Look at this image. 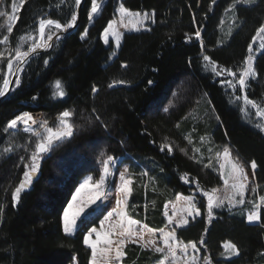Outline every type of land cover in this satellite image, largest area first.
Returning <instances> with one entry per match:
<instances>
[{
	"label": "trees",
	"instance_id": "16d2710c",
	"mask_svg": "<svg viewBox=\"0 0 264 264\" xmlns=\"http://www.w3.org/2000/svg\"><path fill=\"white\" fill-rule=\"evenodd\" d=\"M116 2L108 0L91 21V0H83L76 30L30 59L20 84L0 102V264H71L74 256L78 264H90L91 250L83 244L89 227L75 237L64 235L60 216L80 179H97L109 156L128 163L129 218L163 229L165 205L177 194L192 195L200 217L176 234L185 243H197L198 264L204 256L212 264H264V209L257 224L247 222L252 207L246 204L214 208L209 218L201 192L222 187L216 153L227 146L247 168L257 194L264 195V131L256 127L253 112L242 113L224 81L211 71L213 62L218 68H243L249 44L255 45L252 37L264 24V0H240L234 7V0H122L129 11L154 13V22L145 31L124 34L118 51L101 39ZM77 9L75 0H24L22 6L20 0H0L5 13L0 39L9 35V42L0 44V89L9 51L27 37L24 50L36 42L39 19L66 24ZM11 15L17 19L8 24ZM254 68L257 75L246 93L261 106L264 51ZM57 80L63 97L54 95ZM120 80L125 83L109 87ZM65 110L73 113V135L43 154L40 176L14 202L13 192L39 136L22 129L5 131L8 122L23 112L40 113L48 126L57 127L56 117ZM252 161L257 165L253 174L248 169ZM225 241L236 244L239 254L225 257ZM124 254L120 264H159L163 259L135 243Z\"/></svg>",
	"mask_w": 264,
	"mask_h": 264
},
{
	"label": "snow or ice",
	"instance_id": "6c2138e0",
	"mask_svg": "<svg viewBox=\"0 0 264 264\" xmlns=\"http://www.w3.org/2000/svg\"><path fill=\"white\" fill-rule=\"evenodd\" d=\"M240 0H234L235 3H239ZM244 3H249L250 0H243ZM24 0H20L21 6L23 5ZM76 5H79L81 3V0H75ZM13 10H18L17 5L13 3L12 5ZM98 11H102V3H98V0H91V11L89 14V19H94V15L98 13ZM119 12L121 16L124 15L128 16H140V13H132L128 9L124 8L123 5H121ZM5 15V13L0 12V16ZM154 16L153 14L144 13L143 14V20L151 19ZM10 20H16L17 17L15 16H9ZM77 20V16L75 14H72L70 21H68L66 24H61L56 19L51 18H40L38 21V32L40 35V39L43 40L45 36V29L48 28L51 32V29L54 27L56 30H66L68 28H71L74 26V22ZM143 21H141L142 23ZM114 21H110L106 28H104L103 38L104 43H109V31L113 30ZM7 32L10 34L12 32V27L7 28ZM55 33H51L47 36V40H52V36ZM87 32L84 33L86 35ZM115 35L116 43H119L120 40V34L113 32ZM197 37L200 36V32L197 31L195 33ZM257 37L261 38V42L259 43V48L261 50H264V24H262L256 32V35L252 37L253 41L257 40ZM29 38H32L29 36ZM59 38V37H57ZM83 38V37H82ZM25 39L24 36H21L19 38L20 41H23ZM9 42V35H4L2 39H0V44H6ZM51 45L47 43H34L27 51H22L20 45L18 44L14 50L9 51V56L11 58L7 59V69L8 72L5 74V77L3 79V85L4 88H7L9 85V80L7 76L9 74H15L18 72L19 64L25 63L27 59L30 58V53H34L37 48L39 47H50ZM248 51L251 53L253 51L252 44H249ZM4 56L3 52H0V58ZM205 61H210V57L205 55L203 57ZM13 61L16 62L17 67L14 68ZM47 63V61H45ZM243 68L240 70L238 78L236 79L235 83L231 80L224 81V83L228 84L232 88H236L237 85L239 86L240 92L242 93L241 96H237V101H240L241 98L243 99L244 105L251 106V109L255 110V115L257 117H264V107H261L259 104H257L256 101L250 99L245 91L247 87V82L255 78L257 73L254 68V61L253 57L251 55L246 56L243 61ZM126 66V65H125ZM211 71L216 73L217 75H220L223 72H226L229 76H232L234 78L237 77V72L233 71L232 69H224L221 68L220 71H217V65L213 62L211 65ZM15 83L17 85L20 84V79L17 77L15 80ZM125 81H113V84H110L109 87L114 86L115 84H123ZM149 84L152 83V81L148 82ZM55 87L58 90L54 95L63 97L65 95V92L62 90V82L57 80L55 82ZM93 91H97L95 86L93 87ZM5 95V92L3 89H0V96ZM35 99V98H34ZM165 111H168L167 108L164 109ZM243 111V109H241ZM73 115V113L70 110H65L62 113H60V116L58 117L59 120V126L58 127H50L48 126L47 121H43L40 124V127L44 129V135H40L38 132H36L31 126H29V121H31L33 124L36 123L31 114L28 112H23L20 115H17L14 119L8 122L5 131L8 129H16L18 127V122L22 123L24 126L23 131L26 133H32L33 135L39 136V139L35 143L34 151L32 152L31 158H30V164L25 165V171L23 173V179L21 180L20 184L15 188L13 192V201L19 202L20 199V193L23 189L28 187L33 180V176L37 173L39 170V161L42 158L43 154L48 153L51 148L54 145V142L60 141L63 138L71 137L73 135L74 126L70 122V117ZM219 119V117H217ZM256 127L259 128V130L264 131V124L257 123ZM203 139V138H202ZM169 151H171V147L168 146ZM163 150V149H162ZM5 152L11 151V149L6 148L4 150ZM221 155L228 161L229 169L227 174H225L224 171L221 172L222 178L224 179V185L225 187H230L233 190L234 195L231 197H228L229 205L235 206V204L243 205L245 203L244 195L245 191L247 189V184L245 181L248 180L247 173L245 171V167L243 162L240 160V158L237 156L235 158H231V152L230 149L225 146L223 149V152H217L216 156L219 158ZM113 161V157L109 156L107 160L103 161V172L105 175H101L99 178V181L96 182V189L99 190L102 185L106 182V174L108 173L109 169V162ZM226 165L221 163L220 168L221 170L225 169ZM257 167L256 162H251V168L255 170ZM128 170L125 169L124 172L120 173V181H122V185L119 187V192L124 194V199H127V196L131 193L130 185L132 181L130 179H126L125 172ZM92 180V177H89L87 180L84 181L83 184L80 185V187L76 190V194L72 197V202H70L67 206V208L63 212V231L66 234L71 235L74 233V231L78 228L77 221L81 219L82 214H84L85 209L90 206L91 204L95 203L97 199L100 198L101 192L96 191L95 195H91L88 197V199L83 200L81 198V192L83 189H85L88 186L89 181ZM232 180L233 182L231 185H229V181ZM252 191H256L255 188L252 189ZM217 192V189H212L211 192L205 191L203 193L204 196L207 197V211L209 218H211L213 209L219 208L224 205L225 198L214 196L213 194ZM239 196L240 199H236V196ZM184 200L187 202L188 207L182 209L183 211L187 212L189 216L200 215V209L196 207L195 205V198L192 196H182L180 194H177L176 201ZM172 203V202H170ZM122 200L117 199L116 201V207L112 209L111 212L108 213V215L105 217V221H108L109 218L113 217L114 215L119 216L120 220L118 222L117 226L119 231L115 233L119 237L118 240H113L110 237L113 236L114 231H98L97 228L93 227L88 230L87 235L84 238V243L92 250V259L90 264H97V255L98 252L102 255H106L107 253L112 251L111 246L113 244L116 245L115 248V257L114 259L116 261H120L122 256L125 254L122 251L123 246L125 245L127 240H131V242L136 243L137 242V233L134 230L133 226L140 224L139 221L133 220V219H127L125 220L126 213L121 208ZM261 205H264V195L259 196V203L253 204V210L249 212L247 215V220L249 222L252 221H258L260 220V208ZM165 208H167V205H165ZM173 208H176L175 203H173ZM166 216H168L167 211L164 213ZM176 215V212H173V216ZM173 216H168V222L169 224L173 223ZM105 221H102L100 224V229H104V223ZM188 224L187 219H183L180 223L176 225V227L185 226ZM144 229H147L148 232L155 235L156 231H159L160 233V240H162L163 246H155L156 242L155 240H149L144 243L145 247H152L153 250L156 253H164V258L159 261V264H165V261L168 259L169 256L172 258V264H177L178 260L183 259L184 264H198V260L200 259L197 256H188V249L191 248L195 252H199L200 249L197 247L196 242H188L185 243L183 240H180L177 237L176 234V228L174 227L171 231H165L164 229H158L154 230L151 228H148L147 225H141V233ZM93 233L96 234V239H91ZM138 239L140 241L144 240V237L142 234H139ZM200 244H204L205 241L203 238L199 241ZM101 244L107 246L103 248H99ZM224 249L226 251H231L235 254H239V249L237 248L236 244L225 241L223 245ZM167 249V252L165 251ZM177 249H179L180 253L183 254V256H178ZM203 264H212L211 259L208 256L203 257Z\"/></svg>",
	"mask_w": 264,
	"mask_h": 264
},
{
	"label": "rangeland",
	"instance_id": "374dc122",
	"mask_svg": "<svg viewBox=\"0 0 264 264\" xmlns=\"http://www.w3.org/2000/svg\"><path fill=\"white\" fill-rule=\"evenodd\" d=\"M107 1L108 0H98V3H102V7H103L104 4ZM121 5H122V0H117L116 7H115V10H114V16H113V19L111 20V21H114L115 23L113 25V30H110L109 31V37H108L109 38V43L112 44V46L114 47L115 51H118L119 50L120 44H121V41H122V37L124 36V34H126V33H136V32H139V31H145V30L148 29L147 25H150V24H152L154 22V16L151 19L143 20V14L144 13H147V12H143L142 13V12H132V11H130L132 13H140L141 15L138 16V17L137 16L124 15L122 17L121 14H120V12H119V9H120ZM99 13H100V11H98V13H96V14H93L94 15V19H95V17H97L99 15ZM148 14L151 15L153 13L151 12V13H148ZM94 19H90V20L93 21ZM12 21L13 20H10L9 19L8 24H11ZM141 21H143V22L141 23ZM113 32H116V33H119L120 34V40H119V43L118 44L116 43L115 35L113 34ZM51 33H55V34L57 33V31H56V29L54 27L51 29V32H50V30L48 28L45 29V36H44V39L42 40V44L43 43H47V44L50 43V41L47 40V36L49 34H51ZM103 33H104V31L101 34V39H102V42L104 43ZM28 40L29 39L27 37L26 40H24V42H21L19 44L22 51H27L29 49V48L27 50H24L23 49L24 43H26ZM39 41H40V35H39V32L37 31V40H36L35 43H38ZM260 42H261V38L260 37H257V40L255 41V45H252L253 46V51L251 53H249V55H251L253 57L254 63H255V58L261 52L264 51V50H261L259 48V43ZM109 43H107V44L104 43V44L105 45H108ZM44 48H46V47H44ZM21 65H22V63L19 64L18 67H20ZM13 66H14V68L17 67V64H16L15 61H13ZM220 69L221 68H218L217 67V71H220ZM240 70H242V69H239V70H236L235 71V72H237V77L236 78H234L232 76H229L226 72H223L220 75H217L216 73L215 74H216V76H219L223 81L231 80V81H233V83H235L236 79L238 78V75H239ZM6 72H8V69L7 68H6ZM12 75L13 74H9L7 76V78H8L9 81H10V78L12 77ZM19 75H20V72H18V76L17 77H19ZM248 83H249V81L247 82V87H248ZM224 84L230 90V93H231V96L233 97V99L239 104L240 108L243 109V111L241 110L242 113L243 114H247V113H252L253 112L254 115H255V110L254 109H251V106L244 105L242 98H241L240 101H237V99H236L237 96H241L242 97V93L240 92L239 86L237 85L236 88H232L228 84H226V83H224ZM263 85H264V77H263ZM247 87H246V89H247ZM246 89H245V91H246ZM261 98H262L261 107H264V94H263V96ZM30 114H31L32 117H36V119L34 120L36 123L33 124L31 121H29V126H31L32 128H34V130L36 132H38L40 135H44L45 134L44 133V129L40 127V124L44 121L43 118H42V115L40 113L39 114L38 113H30ZM59 116L56 117L57 127L59 126V120H58V117ZM256 118L259 120L258 121L259 123L264 124V117H257L256 116ZM71 119H72V116L70 117V121H71ZM20 124L21 123L18 122V125H20ZM20 128L23 130L24 125L21 124L20 126H18V129H20ZM8 130L11 131V132L14 131V129H8ZM222 152L223 151H221V153ZM232 156L233 155L231 154L230 159L233 158ZM221 163H223V164L226 165L225 169H223V170H221V168H220V164ZM109 165L110 166H109V169H108V173L106 174V182H105L104 185L101 186V188L99 190L96 189L95 185H96V182L99 181L100 176L101 175H105L104 172H103V168H102V171H101L99 177L97 179H95V180L94 179L90 180L89 183H88V186L85 189L82 190V192H81V198L83 200L88 199V197L91 196V195H95L96 191H100L101 192V195H100V198L97 199L95 203L91 204L90 206H88L85 209V212H84V214H82L81 219L77 221L78 228L74 231V233H72L71 235H69V234H66L63 231V212L67 208L68 204L70 202H72V197L76 194V190L80 187L81 184L84 183L85 180H87L90 177L89 175H85V176H83L80 179L79 184L77 185V187L73 191V193H72V195H71V197L69 199V202L65 206V208H64V210H63V212H62V214L60 216L61 229H62V233L64 235L75 237L81 231H84V228L89 227V228H87V230L85 231L84 236H83V244L85 246H87V245L84 243V238L87 235L88 230L91 229V228H93V227L97 228L98 231H110V230H113L114 231V234L110 238L113 239L114 241L119 239V237L117 235H115V233L119 231V228L118 227H114V226H117L118 225V222L120 220V217L114 215L113 217L109 218L108 221H105V217L108 215V213L111 212L114 207H116V201H117L118 198L122 200L121 208L126 213L125 220L129 219L128 213H127V202H128V198H129V195L130 194L127 196V199H124V194L121 193V192H119V187L122 185V181H120V178H119L120 177V173L121 172H124V170L127 169L128 171L125 172V177H126V179H130L129 178L130 176H129V173H128L129 172L128 163L125 162V161H122L121 158H113V161H110L109 162ZM216 165H217V171H218V173H219V175H220V177H221V179L223 181V185H222L221 188H217V192L214 193L213 195L214 196H219V197L225 198L224 205L227 204L228 206H230L229 205V201H228L227 198L233 196L234 193H233V190L230 187H227V188L225 187V185H224V179L222 178V175H221V172L222 171H224L225 174H227L228 169H229L228 161L223 157V155H221L219 158H217V156H216ZM248 169H249V171L252 172V174L255 171V170H253L251 168V164L249 165ZM245 171H246V173L248 171L246 167H245ZM247 176H248V180L245 181V183L247 184L248 187H247V189L245 191V195H244V200H245V203L244 204L251 205L252 209L250 211H252L253 210V204L254 203H259V195L257 194V186H256L254 180H252L250 178V176L248 175V173H247ZM232 182L233 181L230 180L229 181V185H231ZM130 188H131V185H130ZM253 188H255L256 191H252ZM204 192L205 191H203L202 193H204ZM190 196H192V195H190ZM192 197H194V196H192ZM236 199L238 200V199H240V197L237 195L236 196ZM173 203H175V205H176V208L175 209L173 208ZM166 205H167V208L164 207V213H165V211H167L168 216H173V212L175 211L176 212V215L173 216V223L172 224H169V222H168V216H166L163 213L164 214V217H165V220H166V225L163 228L165 231H171L174 227L176 228V230L178 228L185 227L190 222H193L195 219H197V218L200 217V215H195V214H193L192 216H189L187 214V212H185V211L182 210V209L188 207L187 202L184 201V200L176 201V198H175V200H173L172 203L169 202ZM195 205L197 207L196 198H195ZM240 206H241L240 204H235V206H230V207H240ZM263 209H264V205H261V208H260L259 212L261 210H263ZM250 211L247 212V215L249 214ZM98 219H99L98 225H92ZM183 219H187L188 220V224L185 225V226L176 227V225L178 223H180ZM102 221H105V223H104V229L103 230L100 229V224H101ZM247 222L248 223H251V224L252 223L253 224H257V223H259V220L258 221H252V222H249L247 220ZM141 225H144V224L140 223V224H137V225H134L133 226L134 230L138 234L137 235V242L135 244L140 245L143 249L152 250V251H154L152 247H145L144 246V243L145 242H147L149 240H155V242H156L155 246H163L162 240H160V233H159V231H156L155 232V235H153L152 233L148 232L147 229H144L143 232L141 233ZM139 234H142L143 235V237H144V240L143 241H140L138 239ZM91 239H93V240L96 239V234L95 233H93ZM130 243H133V242H131V240H127L126 241L125 245L122 248L123 253H124L125 247L128 244H130ZM98 247L99 248H103V247H107V246L101 244ZM111 248H112V251L109 252V253H107L106 255H102V254H100L98 252V255H97V264H120L121 263V261H122V259H123L124 256H122V258H121L120 261H116L114 259L116 245L113 244L111 246ZM223 250H224L225 257H227V258H230V257L236 255L235 253H233L231 251H226L224 249V247H223ZM165 251L167 252V249ZM177 253H178V256H183V254L180 253L179 249H177ZM161 254H163V258H164V255L165 254L164 253H161ZM188 256H197V257H199L201 259V253H200V251L199 252H195L191 248L188 249ZM91 259H92V250H91L90 262H91ZM200 259L198 260V263H199ZM71 264H78V261H77V257L76 256H74L73 262ZM165 264H172V258H171V256L168 257V259L165 261ZM177 264H184L183 259L178 260L177 261Z\"/></svg>",
	"mask_w": 264,
	"mask_h": 264
},
{
	"label": "water",
	"instance_id": "95a60500",
	"mask_svg": "<svg viewBox=\"0 0 264 264\" xmlns=\"http://www.w3.org/2000/svg\"><path fill=\"white\" fill-rule=\"evenodd\" d=\"M82 4H83V0H81V3L78 5V9H77V13H76L77 20L74 22V26L71 27V28H68V29H66V30H60V31H58V32L52 37V43L49 44V45H51L50 47H47V48H45V49L39 50V51L34 52V53H30V58L27 59V61H26L25 63H22V65H21V67H20V73H21V71L23 70V68H24V66L26 65V63H27L30 59H32L33 57H35V56H37V55H39V54H41V53L48 52V51L53 47V45L58 41L59 38L65 36V35H68V34L74 32V31L76 30V28H77V26H78V23H79V14H80V9H81ZM57 37H59V38H57ZM54 41H55V42H54ZM17 76H18V72H16L15 74L12 75V77L10 78V81H9V85H8V87H7V88H4V87H3V90H4V92H5V95L0 96V102H2L3 99H5V98L11 93V91L13 90L14 86L16 85L15 80L17 79ZM39 176H40V173L37 171V173L33 176L32 183L35 182V181L38 179ZM29 187H30V186L26 187V188L23 189V190H27V189H29ZM201 192H203V191H201Z\"/></svg>",
	"mask_w": 264,
	"mask_h": 264
},
{
	"label": "bare ground",
	"instance_id": "6f19581e",
	"mask_svg": "<svg viewBox=\"0 0 264 264\" xmlns=\"http://www.w3.org/2000/svg\"><path fill=\"white\" fill-rule=\"evenodd\" d=\"M55 42V41H54ZM38 43H42V40L40 39V41L38 42ZM52 43V40H50V43H48V44H51ZM44 47H39V48H37V50L35 51V52H37V51H39V50H41V49H43ZM47 48V47H46ZM45 49V48H44ZM21 67V66H20ZM20 67H19V69H20ZM18 72H20V71H18ZM33 118V120H35L36 119V117H32ZM22 124V123H21Z\"/></svg>",
	"mask_w": 264,
	"mask_h": 264
},
{
	"label": "built area",
	"instance_id": "2783aa9c",
	"mask_svg": "<svg viewBox=\"0 0 264 264\" xmlns=\"http://www.w3.org/2000/svg\"><path fill=\"white\" fill-rule=\"evenodd\" d=\"M39 114V113H38ZM25 126V125H24ZM18 128V127H17ZM34 129V128H33Z\"/></svg>",
	"mask_w": 264,
	"mask_h": 264
}]
</instances>
